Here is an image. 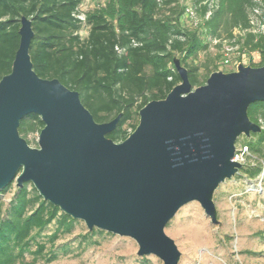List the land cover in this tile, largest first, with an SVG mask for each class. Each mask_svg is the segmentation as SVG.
I'll list each match as a JSON object with an SVG mask.
<instances>
[{"label": "water", "instance_id": "obj_1", "mask_svg": "<svg viewBox=\"0 0 264 264\" xmlns=\"http://www.w3.org/2000/svg\"><path fill=\"white\" fill-rule=\"evenodd\" d=\"M20 22L11 72L0 79V190L31 182L90 231L130 237L138 255L179 264L181 251L165 228L193 201L218 223L214 193L244 166L234 160L238 138L262 131L248 108L264 101V64L217 70L193 87L176 56L181 81L143 106L135 130L116 142L107 135L121 114L97 122L78 91L39 76L30 55L32 21L22 15ZM31 113L44 122L36 147L19 132Z\"/></svg>", "mask_w": 264, "mask_h": 264}, {"label": "trees", "instance_id": "obj_2", "mask_svg": "<svg viewBox=\"0 0 264 264\" xmlns=\"http://www.w3.org/2000/svg\"><path fill=\"white\" fill-rule=\"evenodd\" d=\"M81 5L82 0H0V79L11 72L20 43V18L25 15L34 30L33 69L78 91L97 122L121 114L120 124L107 135L116 142L135 130L143 106L165 98L181 81L176 56L188 69L193 87L221 70L220 55L210 52L213 41L217 47L227 40L241 43V50L260 54V62L250 65L264 64V34L253 30L251 17L259 5L256 0H106L105 6L84 12L85 21L77 17ZM188 7L195 9L199 26L182 20ZM235 30L245 33L243 42ZM202 53L204 59L197 61ZM248 115L262 126L264 101L253 102ZM43 127L41 117L31 113L21 120L19 132L31 144L30 136ZM244 143L258 158L264 157V128ZM261 172L259 160L240 170L251 179ZM13 183L0 190V264L23 263L27 253L34 260L25 264H35L36 258L50 262L58 255L54 249L46 251L47 242L39 241L42 231L56 224L49 236L54 245L61 234L71 233L77 220L44 200L31 182L17 187L4 207L1 194Z\"/></svg>", "mask_w": 264, "mask_h": 264}, {"label": "rangeland", "instance_id": "obj_3", "mask_svg": "<svg viewBox=\"0 0 264 264\" xmlns=\"http://www.w3.org/2000/svg\"><path fill=\"white\" fill-rule=\"evenodd\" d=\"M258 3L264 10V0ZM105 4L106 0H82L81 11L84 13ZM261 10L260 14L252 13L251 17L253 30L264 34V13ZM182 20L189 26L197 27L200 24L197 13L196 16L184 15ZM235 35L243 42L241 37L245 35L244 32L235 30ZM233 42L223 41L221 47H217V41L211 44L212 55H220L218 63L221 70L234 69L236 62L245 65L260 62L258 52L241 50L240 43L239 48L229 54L231 64L223 65L226 48L235 46ZM204 56V53L200 54L197 61L203 60ZM38 136H30L31 146H38L35 143ZM246 138L245 135L240 136L236 145L244 144ZM252 154L257 159L251 160V164L264 161V157L258 158L257 154ZM16 188L14 182L11 189L1 194L4 207L9 205ZM214 202L218 223H212L200 203L193 201L181 207L167 224L166 233L175 240L181 251L179 264H264V177L260 174L251 179L239 172L220 184L214 193ZM55 230L56 224H50L38 239L47 242L46 251L54 249L58 256L50 262L36 258L35 264H164L155 255H138L139 246L134 239L100 229L90 231L83 220H77L71 233L61 234L52 245L49 236ZM33 260L34 255L27 253L25 262L17 264Z\"/></svg>", "mask_w": 264, "mask_h": 264}, {"label": "built area", "instance_id": "obj_4", "mask_svg": "<svg viewBox=\"0 0 264 264\" xmlns=\"http://www.w3.org/2000/svg\"><path fill=\"white\" fill-rule=\"evenodd\" d=\"M258 2L261 3V0H259ZM260 10H261V8L258 5V6L255 7L253 13L256 14V15H258V14H260ZM261 11H263V13H264V10L263 9ZM185 15L186 16H188V15H191V16H194L195 15L196 16V11L192 7H188L186 9V11H185ZM77 17L80 20L85 21V13H83L82 11L77 15ZM252 24H253V21H252ZM239 46H240V44L239 43H236L235 46H229V47L226 48V50H227V56L223 60V65H230L231 64V59L229 58V54L234 49H238ZM119 51H121V50L119 49ZM239 63H241V62H236L234 64V69L237 67V65ZM260 121L262 123V128H264V121L262 119H260ZM254 159H257V157H255L252 154L251 149H250V146L247 143H244V144H241V145H236V152H235L234 160L239 161V162L243 163V165H245V164L251 163V160H254ZM259 162H261V165H262L261 175H262V177H264V161L263 160H260Z\"/></svg>", "mask_w": 264, "mask_h": 264}]
</instances>
